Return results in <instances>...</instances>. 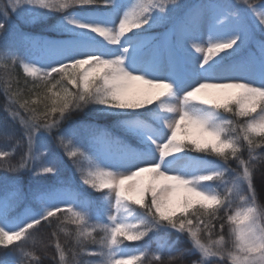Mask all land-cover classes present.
<instances>
[{"label":"snow or ice","instance_id":"snow-or-ice-1","mask_svg":"<svg viewBox=\"0 0 264 264\" xmlns=\"http://www.w3.org/2000/svg\"><path fill=\"white\" fill-rule=\"evenodd\" d=\"M176 7L178 0H7L0 6V33L29 53L17 54L6 39L0 67H20L33 97L24 96L18 78H3L4 122L19 126L17 145L23 141L25 150L13 162L16 147L0 148V168L17 176L58 175L61 161L50 159L52 149L42 143L56 133L80 183L99 194L14 183L0 195V248L14 246L17 255L0 264H40L21 242L53 220L59 264H144L149 256L162 261L164 253L169 260L196 257L189 264H264V205L253 182L264 162V0L190 8L187 16L211 13L206 41L185 33L183 18L171 41L149 37ZM56 15L59 36L52 39L22 33L12 19L32 24ZM34 50L42 55L31 56ZM79 113L87 119H72ZM97 116L114 121L135 146L89 122ZM69 224L75 225L71 260L58 238L69 234ZM172 232L187 236L191 247L176 249ZM153 236L157 248L150 253L145 238ZM125 241L145 244L129 249Z\"/></svg>","mask_w":264,"mask_h":264},{"label":"trees","instance_id":"trees-1","mask_svg":"<svg viewBox=\"0 0 264 264\" xmlns=\"http://www.w3.org/2000/svg\"><path fill=\"white\" fill-rule=\"evenodd\" d=\"M200 0H178L179 7L172 9L169 13L170 20L162 25H157L152 30H150L147 35L149 37L153 35H160L164 32H168L173 25L180 20L181 18L185 19L186 14L190 8H193ZM252 3H260L261 0H251ZM7 3V0H0V6H3ZM13 22L18 25L19 31L27 34V35H40L47 36L50 38H55L59 36L58 33L55 32V29L52 25L56 24L59 19V16H53L51 18H45L42 23H32L26 24L21 21H17L15 17L12 18ZM7 39L8 43L13 45L19 55H26L27 48L24 46L22 42L17 40L13 35L7 33H0V45H2ZM243 53H241L242 55ZM223 55V54H221ZM238 58V57H237ZM6 75H12L19 80V87L24 90V96L28 98L31 97V93L29 91L31 81L29 80L28 85H25V77L23 71L20 67H16L14 71L9 72L8 70L0 67V148L11 149L16 147V154L13 157V162H17L20 159L21 154L24 152L25 147L23 141L19 145H17V141L21 140V129L17 124H13L12 122L5 123L4 122V108L6 104L5 96L2 92L3 86V78ZM13 87H16L15 82H13ZM87 119L84 118L83 113L75 114L72 119ZM93 123L95 126L99 128H106L110 132H112L115 136L120 139L126 141L127 143L135 146V140L130 138L131 136L124 133L120 129L114 126V121H109L107 118L103 116H97L93 120L89 121ZM67 125V121H65L64 126ZM80 135L82 139H87L88 133L85 130H81ZM130 136V137H129ZM42 143L47 144L51 147V156L50 159L60 160L59 173L58 175H41L33 177L31 172H24L17 176L14 173L8 172L3 168H0V195H2L5 190L9 189L14 185V183H18L20 181H30L33 187H48V188H60L63 185H69L73 190H77L85 193V195H90L95 198L98 194L92 193L90 189L86 186H83L79 180V172L76 171L74 167L73 161L70 160L66 155H64V150L59 145V141L56 138V133H53L50 139L42 140ZM192 156L203 157L207 159H215V157L208 156L204 153H190ZM245 158H247V153L244 154ZM231 167L235 168L236 164L234 162L231 163ZM254 185L257 191V196L260 204L264 205V162H260L257 165V169L254 174ZM32 203L31 200H25L24 204ZM24 204H21L19 207L15 209L12 213L15 216L17 213L21 211L24 207ZM59 215V214H58ZM53 226L49 227L47 223L42 224L39 227L38 231L33 232V238L28 241L21 242L23 247L28 251H35L36 254L40 257V264H59L58 257L56 256L54 244L55 238L52 236V232L55 230V226L57 224L56 220H53ZM69 229V234L65 235L64 233H58V238L60 243L65 247V250L69 254V260H71V252L69 251L74 246V232L75 225H66ZM225 237H228L227 227L224 230ZM151 235V234H150ZM215 238V237H214ZM158 237L153 236L151 240L145 238V241H148L150 247L149 252H155L157 248L156 240ZM168 239L172 241H176V249H186L191 247L188 241V237L185 235H180L178 233L172 232L169 234ZM145 241H137V242H127L125 241V245L128 246L129 249H135L137 247H143ZM42 242V243H41ZM43 245H48L46 249L42 247ZM90 248L93 246H89ZM11 253V255H10ZM17 255L15 247H11L9 249L0 248V260H11L13 256ZM55 257V259H54ZM196 257H184L181 259L178 255L176 259L169 260L168 254L164 253V259L160 262H156L151 259V256L144 260V264H189L191 259H195ZM80 259L90 260L95 259V257L91 256H82ZM27 264V262H26Z\"/></svg>","mask_w":264,"mask_h":264},{"label":"rangeland","instance_id":"rangeland-1","mask_svg":"<svg viewBox=\"0 0 264 264\" xmlns=\"http://www.w3.org/2000/svg\"><path fill=\"white\" fill-rule=\"evenodd\" d=\"M217 2H219V0H202L201 2H199L197 4V6L201 5V4H212V3H217ZM213 23H214V21L212 19L210 12H205L199 16H187L186 15V17L184 19V23H183V30L185 33L195 32L197 35L201 36V38L203 40L206 41L207 34L211 30ZM171 29L168 32H164L160 35L167 36L169 38V41H171V35H172ZM28 36L35 37L37 39L43 37V36L30 35V34ZM43 38L49 39L47 37H43ZM175 43H176L177 47L180 45L179 37H177ZM27 54H29L28 51L26 52V55ZM30 54H31V56H33L35 58H39L42 55V53L38 50H34ZM243 55H244V53H243ZM130 138L134 139L133 137H130Z\"/></svg>","mask_w":264,"mask_h":264}]
</instances>
